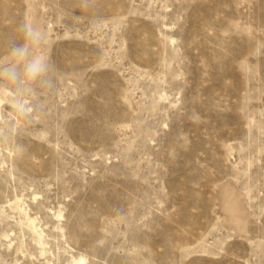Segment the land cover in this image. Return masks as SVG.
Returning a JSON list of instances; mask_svg holds the SVG:
<instances>
[{
	"label": "rangeland",
	"instance_id": "1",
	"mask_svg": "<svg viewBox=\"0 0 264 264\" xmlns=\"http://www.w3.org/2000/svg\"><path fill=\"white\" fill-rule=\"evenodd\" d=\"M0 97V264H264V0H0Z\"/></svg>",
	"mask_w": 264,
	"mask_h": 264
},
{
	"label": "bare ground",
	"instance_id": "2",
	"mask_svg": "<svg viewBox=\"0 0 264 264\" xmlns=\"http://www.w3.org/2000/svg\"><path fill=\"white\" fill-rule=\"evenodd\" d=\"M1 102H2V100L0 97V103ZM27 208L28 207H25L21 200H16L14 202V209L16 211H18L20 214L21 220H20L19 224L30 232L35 243L41 247V254H46L47 253L46 245L48 242H46V244H45V234H44L45 230L43 231V229H41V226H40L41 224L38 223L36 217L31 216V213L27 210ZM60 216H61V214L58 215L59 218H60ZM39 222H40V220H39ZM5 237L9 238L10 236L5 235ZM46 239H47V236H46ZM69 264H87V259L84 257H80V258H74L73 257L72 260L69 261Z\"/></svg>",
	"mask_w": 264,
	"mask_h": 264
},
{
	"label": "clouds",
	"instance_id": "3",
	"mask_svg": "<svg viewBox=\"0 0 264 264\" xmlns=\"http://www.w3.org/2000/svg\"><path fill=\"white\" fill-rule=\"evenodd\" d=\"M26 28V34L27 35H32L31 29L28 25H25ZM15 54L18 55L19 57L23 58L26 54H27V47H23V48H18L15 50ZM40 71V62L39 60L35 61V62H31L28 64L27 66V75L30 77H35ZM9 75L11 76V78H15V73H9Z\"/></svg>",
	"mask_w": 264,
	"mask_h": 264
}]
</instances>
